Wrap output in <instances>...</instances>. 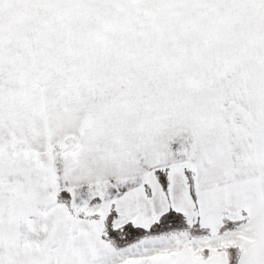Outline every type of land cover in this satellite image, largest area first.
I'll use <instances>...</instances> for the list:
<instances>
[{
  "label": "snow or ice",
  "instance_id": "6c2138e0",
  "mask_svg": "<svg viewBox=\"0 0 264 264\" xmlns=\"http://www.w3.org/2000/svg\"><path fill=\"white\" fill-rule=\"evenodd\" d=\"M0 264H264V0H0Z\"/></svg>",
  "mask_w": 264,
  "mask_h": 264
}]
</instances>
